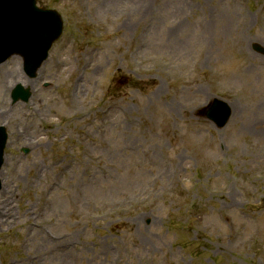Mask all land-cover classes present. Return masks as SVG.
I'll return each instance as SVG.
<instances>
[{
  "label": "rangeland",
  "instance_id": "1",
  "mask_svg": "<svg viewBox=\"0 0 264 264\" xmlns=\"http://www.w3.org/2000/svg\"><path fill=\"white\" fill-rule=\"evenodd\" d=\"M37 4L64 27L0 63V264H264V0Z\"/></svg>",
  "mask_w": 264,
  "mask_h": 264
},
{
  "label": "water",
  "instance_id": "2",
  "mask_svg": "<svg viewBox=\"0 0 264 264\" xmlns=\"http://www.w3.org/2000/svg\"><path fill=\"white\" fill-rule=\"evenodd\" d=\"M62 27L59 13L37 7L36 0H0V63L10 56L19 55L25 73L35 76L52 43L60 37ZM29 96L30 90L20 84L11 92L13 102L27 101ZM204 112L218 127L224 126L231 115L228 103L217 98ZM6 141V129L0 126V170Z\"/></svg>",
  "mask_w": 264,
  "mask_h": 264
},
{
  "label": "bare ground",
  "instance_id": "3",
  "mask_svg": "<svg viewBox=\"0 0 264 264\" xmlns=\"http://www.w3.org/2000/svg\"><path fill=\"white\" fill-rule=\"evenodd\" d=\"M180 29H181V24H179L178 26L176 24L174 25V31H178ZM171 31L174 33L173 29Z\"/></svg>",
  "mask_w": 264,
  "mask_h": 264
}]
</instances>
